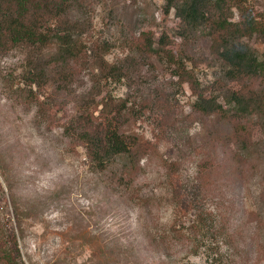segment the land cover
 <instances>
[{
  "label": "rangeland",
  "instance_id": "obj_1",
  "mask_svg": "<svg viewBox=\"0 0 264 264\" xmlns=\"http://www.w3.org/2000/svg\"><path fill=\"white\" fill-rule=\"evenodd\" d=\"M245 2L264 21V0ZM163 5L164 0L88 4L90 36L84 33L85 53L68 91L35 80L31 49L18 47L0 57V224L16 232L20 264H264V133L260 125L253 128L256 152L239 173L232 172L234 164L224 170L234 147L211 143L215 119L192 112L195 96L173 76L174 61L186 54L196 64L185 66L206 88L220 65L202 36L183 38L174 11L165 13ZM162 35L164 51L143 57L135 52L132 69L128 42L143 46L149 39L155 47ZM249 44L264 49L257 39ZM99 61L105 67L100 75ZM111 66L117 74L107 73ZM89 92L97 112L107 96L130 97L135 108L146 102L130 131L149 142L155 156L143 159L125 183L109 180L120 174L121 162L99 172L84 149L63 135ZM208 158L223 173L205 193L200 166ZM185 188L198 200L203 224L197 210H181L179 191Z\"/></svg>",
  "mask_w": 264,
  "mask_h": 264
},
{
  "label": "trees",
  "instance_id": "obj_2",
  "mask_svg": "<svg viewBox=\"0 0 264 264\" xmlns=\"http://www.w3.org/2000/svg\"><path fill=\"white\" fill-rule=\"evenodd\" d=\"M92 1L0 0V57L18 47L29 48L37 56V64L33 68L35 80L43 84L49 82L57 91H68L76 75L74 66L85 53L84 33L90 36L87 28L91 24L86 19L85 8ZM163 9L165 13L174 11L183 28V38L198 34L206 39L211 56L220 65L219 76L206 88L200 86L192 70L185 66L187 61L196 64L186 54L174 61L173 76L187 84L195 96L192 112L215 119L217 129L211 143L219 141L224 149L229 145L234 147L230 163L224 170L231 171L229 168L234 164L232 172L237 174L240 165L256 152L252 143L253 128L260 125L264 133V49L261 51L249 44L251 39L264 44V21L253 16L245 0H164ZM154 43L149 39L143 46L128 42L133 55H130L129 62L132 69L135 68V52L141 57L144 54L159 56L168 44L164 35L156 41L157 48ZM44 50L52 52L43 56ZM102 62L96 64L99 75L105 70ZM89 68L94 72L92 67ZM114 69L111 66L107 73L117 74ZM132 73L135 72L132 70ZM233 82L240 85L238 89L229 87ZM206 93L211 96L204 98ZM91 95L90 92L83 95L81 110L64 128L63 135L84 149L90 163L99 172L110 171V167L121 162L120 174L113 173L109 180L125 183L124 179L131 180V175L137 174L143 159L155 156L153 146L141 135L130 131L136 113L146 102H140L135 108V101L130 97L107 96L100 102L101 108L97 112V104L94 110L91 109ZM213 163L214 160L208 158L200 166V190H205V193L211 191V179L223 173L222 167ZM196 189L199 190L198 187ZM179 192L183 201H178L181 210L200 209L198 200L191 198L186 188ZM198 214H201L198 221L203 224V213L198 211ZM15 221L19 230V215L15 214ZM5 226L0 224V264H20L17 234L13 228Z\"/></svg>",
  "mask_w": 264,
  "mask_h": 264
}]
</instances>
